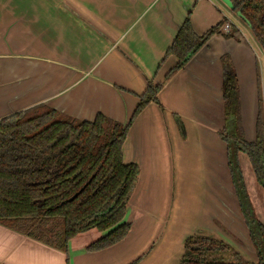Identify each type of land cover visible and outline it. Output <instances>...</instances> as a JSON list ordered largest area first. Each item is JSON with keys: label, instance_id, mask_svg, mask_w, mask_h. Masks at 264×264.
Returning <instances> with one entry per match:
<instances>
[{"label": "crops", "instance_id": "crops-1", "mask_svg": "<svg viewBox=\"0 0 264 264\" xmlns=\"http://www.w3.org/2000/svg\"><path fill=\"white\" fill-rule=\"evenodd\" d=\"M217 1L0 0V121L44 105L73 120L103 115L126 125L149 84L162 85L159 103L138 116L123 147L124 163L140 168L124 219L131 225L126 239L88 252L106 235L91 230L62 252L0 223V264H132L140 258L136 264H180L189 237L225 241V226L238 242L251 243L220 137L222 58H232L242 125L254 119L255 137L264 81L255 84L259 57ZM188 16L198 36L224 19L233 30L218 31L167 79L177 59L166 55Z\"/></svg>", "mask_w": 264, "mask_h": 264}, {"label": "trees", "instance_id": "trees-1", "mask_svg": "<svg viewBox=\"0 0 264 264\" xmlns=\"http://www.w3.org/2000/svg\"><path fill=\"white\" fill-rule=\"evenodd\" d=\"M228 1L264 51V0ZM189 16L167 52L166 58L177 59L167 79L182 70L222 25L198 36ZM222 62L225 123L220 137L257 261H246L225 242L198 234L185 241L180 264H264V223L256 218L240 167L244 154L264 193L263 100L259 99L255 140L248 142L238 76L229 56ZM161 88L149 84L126 125L103 115L93 122L73 120L44 105L0 121V223L62 252L68 251L72 239L91 230L106 235L88 252L126 239L131 225L124 219L140 168L124 163L123 147L138 116L151 102L159 103Z\"/></svg>", "mask_w": 264, "mask_h": 264}, {"label": "rangeland", "instance_id": "rangeland-1", "mask_svg": "<svg viewBox=\"0 0 264 264\" xmlns=\"http://www.w3.org/2000/svg\"><path fill=\"white\" fill-rule=\"evenodd\" d=\"M218 5H220L224 10H227V8L219 1H217ZM227 12H229L227 10ZM229 16H230V20L236 25V27L238 29H240V31L242 32V34L245 36V38L247 39V41L250 43V45L253 47L254 52H252L253 54H255V56H258L259 59H257V64H258V72H257V77H253V80H255V84L258 86V83L261 81V86H262V82L264 81V52L261 49V47L258 45V43L255 41V39L253 38L250 29L248 28V26L243 22V20L240 19V17H238V15L234 12H229ZM236 31V30H235ZM232 37L239 39L241 41L240 36L238 35V33H234ZM252 54V55H253ZM225 56H229L230 59L232 60L230 55H225ZM233 62V61H232ZM234 65V64H233ZM260 74V76H259ZM246 86V85H245ZM255 87V90L257 91L258 87ZM264 90V89H263ZM262 100H263V106H264V91H262ZM241 100H242V95H241ZM247 124L245 126V139L248 142H253L255 140V135H254V119H252L251 117L249 119L246 120ZM244 128V126H243ZM240 167H241V171L242 174L244 176V183L246 185V189L248 192V195L250 197L256 218L264 223V193L262 188L258 185L255 176L252 172L251 169V165L250 162L248 160V158L246 157V155L241 154L240 156ZM178 183V180H177ZM176 188L178 190V187L176 185ZM154 195L152 196L153 199ZM161 195H158V200H161ZM169 200L168 203L166 204V206H172V202L174 200V190L172 189V187L170 188V193L168 194ZM186 197V195H184V198ZM227 198H225L224 200H226ZM227 201V200H226ZM151 204H145V202L142 203V206H150ZM225 230V234L227 235V237H225V241L222 240L221 238L217 237V236H211L210 234H205L209 237H213L217 240H221L224 241L225 244H227L228 246H230L236 253H238L239 255H241L246 261L249 262H256L257 261V257L255 254V251L253 249V246L251 245V243L248 244H242V242H238L240 241L239 237L236 236L237 234H233L234 232H232V230L225 226L224 228H222ZM228 239H232L236 242H227ZM242 245V246H241Z\"/></svg>", "mask_w": 264, "mask_h": 264}, {"label": "built area", "instance_id": "built-area-1", "mask_svg": "<svg viewBox=\"0 0 264 264\" xmlns=\"http://www.w3.org/2000/svg\"><path fill=\"white\" fill-rule=\"evenodd\" d=\"M233 30V24L230 20L224 19L222 25L219 28V33L229 35Z\"/></svg>", "mask_w": 264, "mask_h": 264}, {"label": "water", "instance_id": "water-1", "mask_svg": "<svg viewBox=\"0 0 264 264\" xmlns=\"http://www.w3.org/2000/svg\"><path fill=\"white\" fill-rule=\"evenodd\" d=\"M218 1L221 2L230 11L233 12V7H232L231 3L228 0H218ZM237 15H238V17H240L239 14H237Z\"/></svg>", "mask_w": 264, "mask_h": 264}, {"label": "flooded vegetation", "instance_id": "flooded-vegetation-1", "mask_svg": "<svg viewBox=\"0 0 264 264\" xmlns=\"http://www.w3.org/2000/svg\"><path fill=\"white\" fill-rule=\"evenodd\" d=\"M246 24V23H245ZM247 25V24H246ZM248 26V25H247ZM249 28V27H248ZM251 32V31H250ZM254 38V37H253ZM255 39V38H254ZM256 41V40H255ZM257 42V41H256ZM258 43V42H257ZM259 45V44H258ZM260 46V45H259ZM262 49V48H261ZM263 50V49H262ZM264 52V51H263Z\"/></svg>", "mask_w": 264, "mask_h": 264}]
</instances>
